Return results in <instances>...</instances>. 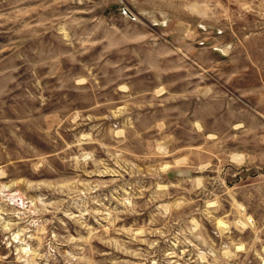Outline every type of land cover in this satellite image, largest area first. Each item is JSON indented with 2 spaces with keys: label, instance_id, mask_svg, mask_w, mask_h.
Instances as JSON below:
<instances>
[{
  "label": "rangeland",
  "instance_id": "obj_1",
  "mask_svg": "<svg viewBox=\"0 0 264 264\" xmlns=\"http://www.w3.org/2000/svg\"><path fill=\"white\" fill-rule=\"evenodd\" d=\"M0 264H264V0H0Z\"/></svg>",
  "mask_w": 264,
  "mask_h": 264
}]
</instances>
